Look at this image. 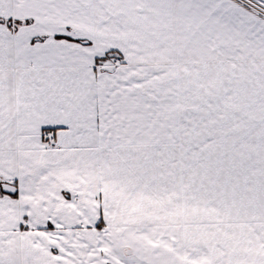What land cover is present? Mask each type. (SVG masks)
Returning a JSON list of instances; mask_svg holds the SVG:
<instances>
[{"label": "snow or ice", "instance_id": "1", "mask_svg": "<svg viewBox=\"0 0 264 264\" xmlns=\"http://www.w3.org/2000/svg\"><path fill=\"white\" fill-rule=\"evenodd\" d=\"M0 264H264V0H0Z\"/></svg>", "mask_w": 264, "mask_h": 264}]
</instances>
